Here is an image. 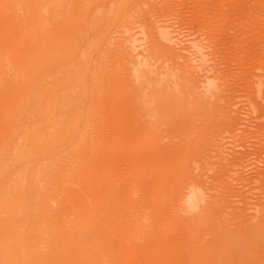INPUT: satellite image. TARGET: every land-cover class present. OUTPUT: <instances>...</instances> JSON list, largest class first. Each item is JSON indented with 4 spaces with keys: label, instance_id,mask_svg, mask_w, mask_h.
I'll use <instances>...</instances> for the list:
<instances>
[{
    "label": "rangeland",
    "instance_id": "374dc122",
    "mask_svg": "<svg viewBox=\"0 0 264 264\" xmlns=\"http://www.w3.org/2000/svg\"><path fill=\"white\" fill-rule=\"evenodd\" d=\"M51 1L54 8L47 3L37 19L44 60L32 73L35 83L47 81L52 95L66 97L77 67L85 84L93 83V74L98 84L92 107L88 98L78 99L83 110L90 107L86 128L84 112L81 124L39 159L65 156L82 142L77 168L95 178L89 193L69 191L64 208L89 210V234L97 239L60 259L52 249L37 251L40 257L50 253L51 264H213L223 257L264 264V240L211 241L214 230L264 212V0ZM165 29L170 43L159 36ZM128 37L136 47L131 54ZM0 44L9 45L10 60L17 61L28 43L14 30L1 33ZM133 58L153 72L145 91L133 80ZM202 61L208 72L198 68ZM9 103L0 101V110ZM37 116L34 107L30 119ZM27 120L0 121V145L13 141ZM78 180L86 181L82 172ZM191 183L211 205L207 215L187 222L182 196ZM133 211L145 217L150 234L130 224ZM37 252L27 263L46 264L36 261Z\"/></svg>",
    "mask_w": 264,
    "mask_h": 264
},
{
    "label": "bare ground",
    "instance_id": "6f19581e",
    "mask_svg": "<svg viewBox=\"0 0 264 264\" xmlns=\"http://www.w3.org/2000/svg\"><path fill=\"white\" fill-rule=\"evenodd\" d=\"M42 1H44V4ZM50 2L53 1L0 0V16L6 17V20L4 19L6 23L4 22L2 27L0 26V30L4 28L5 34L8 35L16 30L19 33L20 41L28 43L25 44L26 47L22 52V56L17 61L10 60L9 45L7 47V44L5 46L0 44V101L10 99L7 108L0 110V121H5L11 116H23L28 119L27 122L21 123L16 128L13 141L10 143L4 141L0 145V264H29L26 259L30 257L27 255L32 252L50 249L60 259L68 253H77L79 247H82V242L97 239L94 234H89L88 226L91 225L92 221L89 210L81 207L78 208V213L75 214V211L71 210L70 207L64 208L69 191L72 192V196L87 194L90 192L91 180L95 178V174H86V172H89L87 171L88 168L83 171L77 168L79 162L76 160L79 156H82L84 151L82 142L80 143V140H78L65 156L54 155L47 160L39 159L45 151H49L55 146L63 133L68 132L69 134L72 126L81 124V115L84 112L86 116L83 121V128H86L85 122L88 121L90 107L94 103L98 84L94 74L92 75L93 83L85 84L84 70L79 72L77 67L73 69L77 74L68 80L70 86L66 97L52 95L50 84L47 81L39 86L35 83L32 73L44 60V57L40 55L43 44L38 43L40 35L37 19L45 13L46 6L50 5L51 8H54V3ZM51 8L48 12L52 10ZM158 29L160 28L158 27ZM167 31V29L162 30L159 36L165 40V43H170L174 39L171 40L170 32ZM4 32L0 31V35ZM126 39L131 43L130 49H132L128 52L131 54L132 50L136 48L134 39L132 40L130 37ZM195 50L199 53L198 57H201L200 48L196 46ZM132 60L131 62L134 65L132 67L133 80L139 83V89L145 91L144 89L149 85L148 79H151L149 75L151 70L141 68L140 66L143 63L137 62L134 58ZM81 61L82 68L87 70L88 66L85 58ZM144 64L146 65V63ZM203 64L205 63L202 61L197 67L202 69ZM202 70H204V73L206 70L208 72V69ZM53 76L55 77L56 74ZM172 84L174 83H171L170 86ZM26 85L28 88L31 87V90L24 89ZM170 86L169 90L172 88ZM169 90L167 88V91ZM210 93L214 95L212 91ZM202 95L205 96L204 92ZM200 97L198 98L200 99ZM86 98H88L90 107L83 110L78 103V99L83 100ZM208 102H210V105L212 104L211 101ZM164 104L166 106L164 102L160 106ZM34 107L38 110V116L30 119L31 109ZM67 115L71 119L65 122ZM5 127L6 129H12L7 123H5ZM81 172L86 178L83 183L78 180V175ZM73 174L74 177H72ZM255 176L257 177L254 180L258 181L259 175ZM239 179L246 180L241 176ZM182 197L185 203L184 210H182L185 211L188 217L187 222L192 221V219L196 221L197 217L209 213L211 204L206 200L203 191L196 183L188 184ZM93 202L95 206L101 204L98 196L93 198ZM260 206L264 210V204ZM139 214L135 216L133 211V217L129 222L137 228V231H143L144 234L147 223L145 217L143 215L140 217ZM185 214L183 217H185ZM250 215L234 224V226H229L224 231L214 230L211 234V241H220L231 246H233V243L263 241L264 212L260 213L259 216ZM150 233H145V235ZM144 238L149 240L148 237ZM39 242H43L44 245L37 246ZM66 243L72 245L66 246ZM88 250L89 248L82 249L84 252ZM37 253L39 255L36 261L51 264L49 261L51 256L48 255L50 253L45 254L46 257L43 258L40 257L42 255L40 252ZM21 254L26 255V257L24 260L19 261ZM232 262L233 259H230V257H223L216 262L214 261L213 264H234Z\"/></svg>",
    "mask_w": 264,
    "mask_h": 264
}]
</instances>
